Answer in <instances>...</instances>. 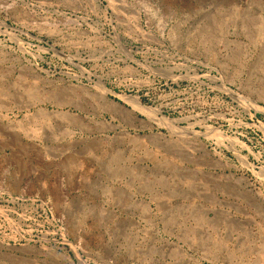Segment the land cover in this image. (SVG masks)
<instances>
[{
  "label": "rangeland",
  "instance_id": "obj_1",
  "mask_svg": "<svg viewBox=\"0 0 264 264\" xmlns=\"http://www.w3.org/2000/svg\"><path fill=\"white\" fill-rule=\"evenodd\" d=\"M263 28L264 0H0V264H264Z\"/></svg>",
  "mask_w": 264,
  "mask_h": 264
},
{
  "label": "bare ground",
  "instance_id": "obj_2",
  "mask_svg": "<svg viewBox=\"0 0 264 264\" xmlns=\"http://www.w3.org/2000/svg\"><path fill=\"white\" fill-rule=\"evenodd\" d=\"M263 29H264V28H263ZM263 29H262V30H263ZM260 30H261V28H260ZM261 35H262V33H261ZM148 191H149V190H148ZM162 191H163V190H162ZM197 220H198V219H197Z\"/></svg>",
  "mask_w": 264,
  "mask_h": 264
}]
</instances>
